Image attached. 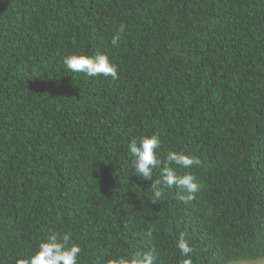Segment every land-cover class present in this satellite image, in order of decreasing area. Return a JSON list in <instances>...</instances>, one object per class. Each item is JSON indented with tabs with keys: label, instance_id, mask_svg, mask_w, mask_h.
<instances>
[{
	"label": "trees",
	"instance_id": "1",
	"mask_svg": "<svg viewBox=\"0 0 264 264\" xmlns=\"http://www.w3.org/2000/svg\"><path fill=\"white\" fill-rule=\"evenodd\" d=\"M96 53L118 79L63 64ZM152 135L162 160L199 158L170 165L192 199L165 186L152 203L160 169L136 176L128 151ZM52 231L78 264L152 245L182 264L181 234L192 264L264 257V0H0V264Z\"/></svg>",
	"mask_w": 264,
	"mask_h": 264
},
{
	"label": "clouds",
	"instance_id": "2",
	"mask_svg": "<svg viewBox=\"0 0 264 264\" xmlns=\"http://www.w3.org/2000/svg\"><path fill=\"white\" fill-rule=\"evenodd\" d=\"M120 31H123L121 25ZM117 34L113 43H117ZM63 64L72 73H83L89 77H111L118 79V70L114 62L109 59L107 54L96 53L94 55L72 54L63 59ZM161 141L157 135L144 136L138 141L133 139L128 145L132 159V166L138 177L145 180H152L154 170L160 169V178L155 179L150 189L151 201L156 203L164 195V187L175 186L182 194L181 200L192 199V194L200 190V184L196 178L186 173L178 175L177 171L170 165L188 169L192 165H199L198 157L185 155L182 152L169 151L166 157L160 158L159 149ZM163 185V187H162ZM183 193H187L185 196ZM148 236L151 237L149 231ZM176 247L181 256L184 257L182 264H192L191 253L193 247L183 234L176 241ZM82 249L79 244L72 241L69 233L50 232L38 245L34 255L27 258L18 259L17 264H78ZM158 252L154 245L142 252H133L127 256H118L109 259L108 264H157Z\"/></svg>",
	"mask_w": 264,
	"mask_h": 264
},
{
	"label": "rangeland",
	"instance_id": "3",
	"mask_svg": "<svg viewBox=\"0 0 264 264\" xmlns=\"http://www.w3.org/2000/svg\"><path fill=\"white\" fill-rule=\"evenodd\" d=\"M232 264H264V257L255 260H240L235 261Z\"/></svg>",
	"mask_w": 264,
	"mask_h": 264
}]
</instances>
